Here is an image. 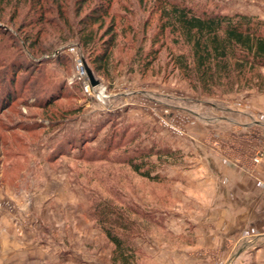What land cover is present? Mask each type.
<instances>
[{"label":"rangeland","instance_id":"374dc122","mask_svg":"<svg viewBox=\"0 0 264 264\" xmlns=\"http://www.w3.org/2000/svg\"><path fill=\"white\" fill-rule=\"evenodd\" d=\"M17 1L21 3L13 12ZM75 1L56 0L54 4L47 0L53 10L46 13V22L37 23L35 14L29 15L32 10L28 0H0L1 27L6 29L0 33V82L15 76L12 99L0 105V224L2 216L8 219L0 225V232L6 236L13 229V239L23 232L19 237L26 242L22 248L35 254L38 241L47 235L98 257L103 264H114L110 260L112 245L88 210L97 198L119 206L113 195L120 194L139 208L150 210L157 222L146 223L132 215L145 230L136 239L141 252L136 255V264H163L150 257L142 244L161 242L185 247L181 245L183 238L193 239L192 233L177 235L179 229L174 222L192 218L196 209L200 218H205L207 208L215 202L208 173L216 167L213 157L247 174L263 162L264 92L250 89L207 96L193 91L181 73L171 68L167 53L175 51L176 46L168 34L162 46L154 45L158 49L156 59L148 69H142L137 50L145 54L151 48L150 38L157 23V13H153L146 30L142 29V19L151 15V0H143L142 4L138 0H112L113 10L126 12L125 5L130 13H125V19L110 12L117 30H125V35L116 37L109 52V71L99 72L91 62L93 55L75 37H61L71 35V29L58 15L59 6L65 10L64 19L67 17L72 29H77L79 18L98 2L83 5L75 14ZM194 1L221 12L264 19V0ZM109 19L97 24L102 40L98 48L110 36ZM31 26L33 32H38L32 47L33 40L26 37ZM130 26L139 31L136 37L128 31ZM78 58L83 72L77 69ZM12 61L21 67L15 65L14 74L5 75ZM109 140H120V146L106 151ZM152 147L176 150L173 157L164 154L160 159L156 155L147 159L144 168H150L152 175L159 174L156 181L120 161ZM44 192L49 194V202L41 206L34 203L36 196ZM2 236L0 254L5 252ZM241 240L236 236L224 244L229 253L224 246L223 250L199 249L196 256L200 258L173 262L232 264L238 248L255 246ZM44 261L33 255L23 264ZM0 264L6 263L0 259Z\"/></svg>","mask_w":264,"mask_h":264},{"label":"trees","instance_id":"16d2710c","mask_svg":"<svg viewBox=\"0 0 264 264\" xmlns=\"http://www.w3.org/2000/svg\"><path fill=\"white\" fill-rule=\"evenodd\" d=\"M55 1L52 0V3L55 4ZM92 1L76 0L74 13L77 14L83 5H88ZM138 1L140 4L143 3V0ZM28 2L32 10L29 15L35 14L37 23L46 22L48 19L45 15L48 11L53 10V6L48 4L47 0H28ZM151 2V15L142 19V29L146 30L153 18V13H157V23L150 38L152 40L151 48L145 54H142V49L137 50L136 58L141 63L142 69H148L156 59L158 49L154 45L157 43L162 46L166 34H168L176 46L175 51L168 50L167 53L171 68L181 73L193 91L207 96L250 89L264 92V74L262 73L264 68V19L257 15L240 12H221L194 0H151ZM20 3L21 1L15 3L13 12L17 11ZM96 3V6L89 7L84 16L79 18L77 29H72L67 17L64 19L65 10L60 6L57 8L58 2L56 8L67 28L71 29V35L61 36L62 39L75 37L78 43L93 55L91 62L96 70L105 73L110 68L109 52L115 45L116 37L119 34L125 35L123 34L125 30H121V33L117 30L115 16L110 12L127 18L125 13L130 8L123 5V10L126 12L121 13L112 9V0H98ZM0 9H2L1 6ZM106 17H109L111 21L108 31L110 36L105 42H102L104 45L98 48L97 46L102 41L98 33L99 25ZM33 18L31 17V19ZM2 23L4 22L0 20V33L6 31L1 27ZM95 25L97 26L94 27ZM130 27L128 31L132 33V37H136L139 31ZM141 33L144 37L145 32L141 31ZM26 34V37L33 40L32 47L38 32H33L31 26ZM167 47L168 45L166 49ZM15 63L9 62L11 70L9 73L8 71L4 72L5 75L14 74L12 71L14 66L20 65ZM14 78L15 76H11L8 80L3 79L0 82L2 85L0 86L1 106L9 102L14 95L11 87L15 82ZM45 104H48V101ZM120 143V140L114 142L109 140L105 150H114L120 146ZM164 154L173 157L176 150L152 147L141 150L139 155L132 154L120 161L126 162L139 175L156 181L159 179V174L152 175L150 168L144 167L148 163L147 159H150L151 156L156 155L157 159H160ZM53 157L50 156V158ZM113 196L119 200L121 205L116 206L103 198H97L91 201L88 214L112 245L110 257L112 263L136 264V255L141 253L136 239L141 237L145 230L135 217L146 223L157 225V222L150 210L139 208L130 199L120 194Z\"/></svg>","mask_w":264,"mask_h":264},{"label":"crops","instance_id":"0c3cea01","mask_svg":"<svg viewBox=\"0 0 264 264\" xmlns=\"http://www.w3.org/2000/svg\"><path fill=\"white\" fill-rule=\"evenodd\" d=\"M228 109L230 110V108ZM213 161L216 163V167L209 169L208 173L213 182L215 202L207 208L205 218H200L196 209L194 210L195 216L192 218H182V221L175 220V228L179 229L176 231L177 235L192 233L193 239L191 237L192 240L187 241L186 238H183L184 241L181 244L187 249L171 247L161 242L154 243L155 248L147 242L142 244L143 250L155 261L163 264H176L179 259H198L200 257L196 256L198 255L196 251H200L199 249L223 250L226 242H231V238L240 236L243 239L241 243L249 241L253 242L255 246L253 248H238L232 264H264V159L252 174H247L218 157H213ZM53 193L55 192L53 191ZM261 200L262 204L256 203ZM44 201L49 202L47 192L38 194L34 203L41 206ZM1 219L4 220L0 225L8 223L6 216H2ZM188 226L190 227L188 228ZM170 229L172 228L170 227ZM8 231L6 236H2L3 234L0 232L2 241L4 240L3 248H5V252L0 254V259H3L6 264H23L26 257L30 258L33 255L44 259V264L45 262L46 264H103L98 257L83 254L70 244L67 247L63 245L64 241H57L56 237L44 234L45 237L38 241L39 245L36 246L37 253L35 254L33 251L22 248V245L24 246L26 243L22 239L19 240V237H23V232L13 239L10 238L13 229ZM226 250L229 253L228 249L224 251Z\"/></svg>","mask_w":264,"mask_h":264},{"label":"built area","instance_id":"2783aa9c","mask_svg":"<svg viewBox=\"0 0 264 264\" xmlns=\"http://www.w3.org/2000/svg\"><path fill=\"white\" fill-rule=\"evenodd\" d=\"M77 60H79V62L77 63V69H78V71L83 72L82 69H84V67H83L80 59L78 58ZM84 85H85V86H83L84 89L88 92V90H89L88 85L87 84H84Z\"/></svg>","mask_w":264,"mask_h":264},{"label":"water","instance_id":"95a60500","mask_svg":"<svg viewBox=\"0 0 264 264\" xmlns=\"http://www.w3.org/2000/svg\"><path fill=\"white\" fill-rule=\"evenodd\" d=\"M85 70H86V73H87V75H88V77H89L91 83H92V84H95L96 81L93 79V76H92V74H91V71H90L86 66H85Z\"/></svg>","mask_w":264,"mask_h":264},{"label":"bare ground","instance_id":"6f19581e","mask_svg":"<svg viewBox=\"0 0 264 264\" xmlns=\"http://www.w3.org/2000/svg\"><path fill=\"white\" fill-rule=\"evenodd\" d=\"M82 70H84V69H82Z\"/></svg>","mask_w":264,"mask_h":264}]
</instances>
